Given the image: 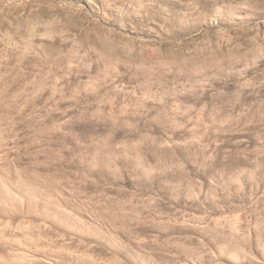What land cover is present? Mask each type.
I'll use <instances>...</instances> for the list:
<instances>
[{"label": "rangeland", "instance_id": "374dc122", "mask_svg": "<svg viewBox=\"0 0 264 264\" xmlns=\"http://www.w3.org/2000/svg\"><path fill=\"white\" fill-rule=\"evenodd\" d=\"M0 264H264V0H0Z\"/></svg>", "mask_w": 264, "mask_h": 264}]
</instances>
